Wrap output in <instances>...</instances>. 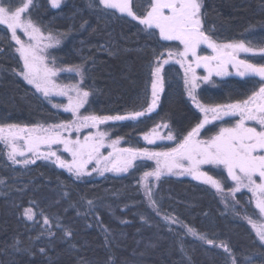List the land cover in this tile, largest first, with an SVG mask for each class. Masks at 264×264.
<instances>
[{
    "label": "trees",
    "instance_id": "16d2710c",
    "mask_svg": "<svg viewBox=\"0 0 264 264\" xmlns=\"http://www.w3.org/2000/svg\"><path fill=\"white\" fill-rule=\"evenodd\" d=\"M33 4L31 20L63 40L52 52L56 65L84 70L82 86L92 95L83 112L129 115L148 107L152 70L159 54L165 57L173 43L131 18L103 9L98 0H63L59 9L49 0ZM131 4L142 15L149 0ZM2 6L14 10L19 0H4ZM202 12L214 41L264 47V0H202ZM252 62L264 64V57ZM21 69L10 33L0 25V125L69 121V114L55 110L23 81ZM162 75L163 91L154 112L106 126L124 146L142 148L140 135L160 123L168 125L177 143L200 121L186 97L180 69L169 64ZM60 81L73 83L75 76ZM258 81L219 79L212 88L199 90L197 98L208 106L234 103L258 89ZM151 168L138 162L121 176L75 180L43 162L13 166L0 146V264H232L233 258L236 264H264V245L241 217V206H225L209 187L171 177L158 181L152 205L138 183ZM238 199L244 214L255 218L249 200L243 194ZM29 209L32 219L25 215ZM165 217L178 218L179 223ZM181 225L214 243L197 239ZM221 243L228 245L231 257Z\"/></svg>",
    "mask_w": 264,
    "mask_h": 264
},
{
    "label": "snow or ice",
    "instance_id": "6c2138e0",
    "mask_svg": "<svg viewBox=\"0 0 264 264\" xmlns=\"http://www.w3.org/2000/svg\"><path fill=\"white\" fill-rule=\"evenodd\" d=\"M11 3V0H9ZM53 8L59 9L61 0H50ZM4 0H0V25H6L12 34V39L19 46L16 51L23 61L22 69L18 75L23 77L27 84L32 85L37 93L44 98L52 95L66 96V105L54 104L53 107H63L65 112H70L73 119L55 124L36 123L32 126H21L18 124L0 125V140L10 148L8 159L13 164L24 165L34 164L36 160L43 159L53 161L58 167L67 169L69 173L77 178L82 175H90L88 166L94 165L92 171L103 175L105 172H127L134 167V161L138 158L155 160L156 167L152 171L143 172L138 183H142L146 199L152 205L156 204L152 186L148 183V177H155L159 180L165 173L193 175L195 178H204L205 183L211 184L218 192H223L221 181L215 179L207 172L201 171L203 165H215L226 170L227 176L234 182L230 188L235 194L242 188L248 189L256 197L255 208L260 214H264V64L251 63L246 59H240V53L253 52L252 46L246 45L243 41L227 44H218L212 38V29L205 27V13L202 12V0H149V7L142 15H137L133 10L131 0H98V6L103 9L116 10L119 13H126L134 20H138L145 29H156L163 41L178 42L182 46L175 52L168 50V59H164V53H160L152 70V101L143 111H135L129 115H96L82 114L81 109L89 103L92 92L86 90L82 85L84 81V70L80 66L58 68L55 62L52 66L46 62L47 57L44 50L60 43V40L49 33L44 36L41 29L36 27L30 18L26 19L25 14L30 7H34L33 0H19V6H2ZM83 27V25L81 26ZM21 30L35 43L25 44L17 30ZM48 43L41 46L42 41ZM201 45H206L212 50L213 55H198L197 50ZM264 53V48L260 50ZM173 56L178 57L176 63L184 68V83L187 86L188 96L195 107L204 114V118L198 121L191 130L178 140L175 147L166 152H150L141 148H120L119 139L112 140L107 147L112 151L104 155L101 151L106 147L105 137L107 133L97 131L83 137L77 135L73 138L72 133H79L83 128H99V125L107 121H121L126 119H137L152 112L159 100V94L163 91L164 77L163 66ZM231 65L236 69V74L241 77L259 78L258 90L254 87L251 95L246 99L234 103L206 106L201 103L195 90L199 86L198 80L207 81L213 73L217 76L229 75L227 66ZM203 67L208 75L198 77L196 69ZM15 71V70H13ZM75 73L81 77L80 82L74 84H57L55 77L60 72ZM49 102H51L49 100ZM87 112V109L85 108ZM212 120H219L224 116L235 117V124L231 127H220L219 131L208 139H201V130L209 123V114ZM247 121H255L259 125L250 127ZM167 127V125H165ZM149 143L154 141L148 135L144 137ZM169 140L175 139L170 133ZM62 146L63 152L71 155V160L62 159L52 146ZM45 151H41V148ZM27 154H31V159ZM17 157H24L18 160ZM255 177H259L257 183ZM89 204L92 201L88 202ZM28 219L33 218L32 211L25 210ZM249 223L257 229L260 241L264 242V224L257 225L250 217ZM171 223H179L178 218L165 217ZM44 223H48L45 217ZM187 233L197 239L213 244L205 234L196 232L193 228L181 225ZM225 253L231 257V250L228 245L221 243ZM44 249H41L43 252ZM232 264H236L235 258Z\"/></svg>",
    "mask_w": 264,
    "mask_h": 264
},
{
    "label": "rangeland",
    "instance_id": "374dc122",
    "mask_svg": "<svg viewBox=\"0 0 264 264\" xmlns=\"http://www.w3.org/2000/svg\"><path fill=\"white\" fill-rule=\"evenodd\" d=\"M62 2H63V0H61V4H62ZM49 5L51 6L50 0H49ZM114 11H116V10H114ZM116 12L119 13L118 11H116ZM119 14L124 15V16H126L128 18L133 19L132 17H129L126 13H123V14L122 13H119ZM25 18L26 19L30 18L29 11L25 14ZM135 21H137L139 23L138 20H135ZM32 23L36 27H39L33 21H32ZM2 26H4L5 28H7L6 25H2ZM141 26L145 28L144 25H141ZM150 30H155V31L158 32V30H156V29H150ZM8 31H9L10 36H11V39H12V34H11L10 30H8ZM41 31H42V33H43V35L45 37L49 35V33L44 32L42 29H41ZM158 34H159V32H158ZM51 35L54 36V37H56L57 39H59L60 40V43L58 45H55L53 47L46 48L44 50V55L47 57V61L46 62L49 64V66H52V62L54 61V59L52 58V52H53V50H55L58 47H60L61 44H62V42H63V40H62V38L60 36L53 35V34H51ZM17 36H19V38L25 44L35 43V41H30V38L27 35H25L19 29L17 30ZM12 41L15 44V49H17V47H19V46L15 43V41L13 39H12ZM46 43H48L47 40L42 41L41 46H43V44H46ZM171 43H173V45H174L173 46V49H172L173 52H175L177 48H179L180 50H182V46H180L178 44V42H171ZM216 43H218V44H227V43H235V42H226V43L216 42ZM261 49L262 48H259V49H254L253 48V52H251V53H240L239 54V58L240 59H246L249 62L253 63L252 62L253 58L264 57V53H262L260 51ZM16 53L19 56V53L17 51H16ZM197 54L198 55H201V56H203V55H209V56L210 55H213L212 50L209 49V48H207L206 45H201L200 48L197 50ZM19 58H20V56H19ZM164 59H168L167 52H166V55H165ZM176 59H178V57L173 56L171 59H169V62L163 66V68L166 65L173 64V65H176L180 69L181 74H182L183 86H184V91H185L186 97L190 101L191 105L199 113L200 120H202L204 118V114L201 113L199 111V109H197L195 107V105L192 102L191 98L188 96L187 86L184 83V79H185L184 68L181 67L180 64L176 63ZM20 60H21L22 66H23V61H22L21 58H20ZM55 66L58 67V68H63V67H60V66L56 65V63H55ZM227 72L229 73V75L217 76V75H215L213 73V75L207 81H205L203 79L198 80L197 83H198L199 86L195 90L196 97H197V93H198L199 90L204 89V88H212L214 86V83H215L216 80L226 79V78H232V77L233 78H239V79L250 78V77H241V76L237 75L236 74V69L234 67H232L231 65H228L227 66ZM196 73H197V76L198 77H204V76H207L208 75L207 70L205 68H203V67L197 68L196 69ZM65 76L66 77L75 76V82H73V83H63V82H61L60 81L61 77H65ZM256 78L259 80L258 77H256ZM54 79H55V81H56L57 84L64 85V84H74V83H78V82H80L81 77L79 75H76L75 73H69V72H66L65 71V72L58 73V75ZM152 80H153V76H152ZM24 82L27 84L26 81H24ZM27 85H29V84H27ZM29 86L33 90H35V88L32 85H29ZM161 93L162 92H160V94H159V99H160ZM37 94H39V96L41 98H43L46 102H48L52 107H53L54 104L66 105L68 103L66 96L52 95L49 98H44L41 93H37ZM49 100L51 102H49ZM151 101H152V81H151V86H150V101H149V105L151 104ZM158 102H159V100H158ZM158 102H157V105H158ZM206 106H208V105H206ZM85 107H86V105H85ZM53 108L55 110L59 111V112H62V113H65V114H69L70 115V120L73 119L72 113L65 112L64 109H63V107H59V108L53 107ZM156 108H157V106H156ZM156 108L152 112H154L156 110ZM83 110H84V108H82L80 110L81 113L82 114H86L85 112H83ZM152 112L146 113V114L149 115ZM237 119H239L238 116H235V117L224 116V117H222L219 120H212L211 113H210L209 114V123L205 125V128L204 129L201 130L200 138L201 139H208L210 136H212L216 132H218L220 127H231L233 124H235V122H236ZM127 120H131V119H126V120H121V121H127ZM114 122H118V121H107L104 124L99 125V128L98 129L97 128H83V129L80 130L79 133L73 132L72 133L73 138H75V136L79 135L80 138H81V140H83V137L84 136L89 135V134H95L98 130L101 131V132H105V133H107V135L105 137V145H106V147L104 149H102L101 151L103 152L104 155H107L108 152L112 151V149L109 148V147H107V145L109 143H111L112 140L119 139V138H112L111 135H110V133H108L106 131V126L108 124L114 123ZM246 123L250 127H257V129L259 130V125L255 121H247ZM165 125H167V124H164V123L157 124L156 126H154L153 128H151L149 131H147L144 134L140 135L139 140H140L141 144L143 145V147L141 149H148L150 152H166L170 148L175 147L176 143L174 142V139L173 140H169L167 138L168 135L171 132L169 130L168 125H167V127H165ZM145 135H148L149 138L152 139L154 142L153 143H149L148 140H146L144 138ZM119 141H120V143H119L118 147H120V148H131V147L124 146L123 145V141L121 139H119ZM0 146L2 147V149L4 151V154H5V157H6L7 161L11 165L17 166V167H27V166L33 165V164L24 165L22 163L13 164L8 159V152L10 151V148L4 143L3 140H0ZM45 150H46L45 148H43V147L41 148V151H45ZM52 150H56L57 151V154L60 155L62 159H65V160H68V161L71 160V155L68 154V153L63 152L62 146H55L54 145V146H52ZM27 155H28V158H30V159L32 158L31 157V154H27ZM17 159L18 160H22V159H24V157H17ZM38 162H43V163L51 164V165H53V166L61 169L62 171H64L66 174L70 175L75 180L98 179V178H101V177H103L105 175L121 176V175L126 174L130 169L133 168V167L132 168H129V170L127 172H119V173H117V172H105L103 175H99L97 172L92 171V168H93L94 165L90 164L88 166V171L91 174L90 175H82L81 177L77 178L76 176H74L71 173H69L67 171V169H63V168L58 167V165L56 163H54L53 161L38 159V160H36V162L34 164H36ZM138 162H146V163L151 164L152 168L150 170H148V171H152L156 167L155 160H150V159H147V158H138L136 161H134V165L136 163H138ZM201 171L207 172L209 175L213 176L215 179L220 180L221 181L222 188H223V192H218L217 189L215 187H213L211 184L205 183L203 177H201L200 179H197L193 175H189V174H179V170H176V173L177 174L165 173V174H163V175L160 176L159 180L161 178H163V177H171V178H175V179H189V180H191V181H193L195 183L205 185V186L209 187L210 189H212L214 191V193L217 195V197L220 199V201L222 202L223 205H225V206H231V207H237V208H240V206H241L242 207L241 210H240L241 217L243 218V220L245 221V223L249 226V228L252 230V232L254 233V235L257 238V240L262 245H264V242L260 241L259 236L257 235V229L254 228L251 223H249V219H248L249 217L244 214V207H243L244 204L241 205V203L239 202V199H238L239 195H242L243 194L244 197H246L247 200H249L250 205H251V208H252V210L255 213V218H252V217H250V218L257 225H262V224H264V214H260L259 211H258V209L255 208L256 197H254L253 194L250 191H248V189H246V188H242L239 192H236L235 194L231 193L230 188L234 186V182L230 178L224 179L227 176V173H226V170H223L222 168H219V167H217L215 165H203V166H201ZM223 179H224V181H223ZM255 179H256L257 183L260 182L259 177H255ZM159 180H157L155 177H148V183L152 186L153 192H154V190H155V188H156L157 183H158ZM140 189H141V192L143 193V195L145 196L144 187H143V184L142 183H140Z\"/></svg>",
    "mask_w": 264,
    "mask_h": 264
}]
</instances>
